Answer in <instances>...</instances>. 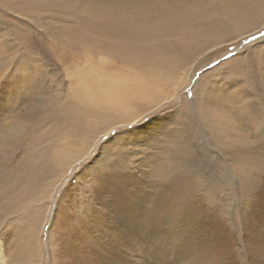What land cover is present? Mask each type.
Returning <instances> with one entry per match:
<instances>
[{
  "label": "rangeland",
  "instance_id": "obj_1",
  "mask_svg": "<svg viewBox=\"0 0 264 264\" xmlns=\"http://www.w3.org/2000/svg\"><path fill=\"white\" fill-rule=\"evenodd\" d=\"M198 1L0 0V264L66 263L64 209L72 222L87 215L105 171L140 179L139 207L151 216L139 219L137 231L149 264H199L209 244L217 246L214 264H264V240L249 237L264 178L258 4L201 1L187 33L164 42L148 32L131 39L118 32ZM103 22L105 34L92 30ZM85 31L89 42L75 44V33ZM188 43L198 51L179 66L174 54ZM208 86L240 95L204 115L198 110ZM220 113L233 120H219ZM163 185L187 188L182 206L189 215L178 230L189 229L180 245L185 263L168 240L179 234L164 211L157 216L145 206Z\"/></svg>",
  "mask_w": 264,
  "mask_h": 264
},
{
  "label": "bare ground",
  "instance_id": "obj_2",
  "mask_svg": "<svg viewBox=\"0 0 264 264\" xmlns=\"http://www.w3.org/2000/svg\"><path fill=\"white\" fill-rule=\"evenodd\" d=\"M201 1L203 2V5L205 6V1H209V0H205V1L200 0L198 2H194L193 4L188 5V7L182 6L179 8H173V9L167 11V14L164 15L163 17H161V15H159L157 17V19L154 21L152 19L151 21H149V20L144 21V22H141L140 24L126 23L123 25L125 31H118V32H124L126 34V36L129 37V39L134 38V37L143 36L147 32L151 33L153 36H155L154 38L159 39L158 41L161 40V42L162 41L164 42L165 41L164 39H167L169 36H172L175 34H178L179 37L177 36V38H180L182 35L187 33V31H186L187 30L186 26L188 25L187 22L191 21L197 15V11L200 12V9H201L200 2ZM212 1H214V0H212ZM226 1H227L228 5H231L234 2L233 0H226ZM250 1L254 5L258 4L255 7V10L259 11V13H261L263 15L264 14V7L262 8V6L259 4L260 0H250ZM195 8H197L198 10L196 11ZM245 20H247V19H245ZM205 23H207V22H205ZM203 25H205V24H203ZM105 27H106V24H104V22L99 23L98 25L93 24L92 30L98 31L101 34H105L107 32V31H103V30H105ZM206 30H207V28H206ZM200 31H201V29H200ZM206 32H208V31H206ZM200 33H202V32H200ZM89 34H90V31L79 32V33L76 32L75 36L73 35L74 36L73 42L75 44L80 43V45H86V42H89ZM217 34H214V35H217ZM204 35H202V36H204ZM122 39H123V37H122ZM176 39H174V40H176ZM127 41H129V40H127ZM74 43H73V47H74ZM188 44H190L188 47L185 46L186 47L185 49H183V50L181 49L174 54L175 55V63H177V65H179V66L180 65H186L185 62L187 61L186 58H187L188 54L198 51L197 45H193L192 43H188ZM185 45H187V44H185ZM95 47H97V46L95 45ZM167 47L169 48L170 51L173 50L172 46L170 44H167ZM105 48H108L107 45L105 46ZM109 48H112V47H109ZM114 48H115V45H114ZM177 48H178V46H177ZM203 49H205V47ZM113 53H114V50H113ZM141 53H142V51H140V54ZM133 54H134V52H132L130 55H133ZM143 54H144V52H143ZM257 54L259 56L263 57L264 56V50L260 49L257 52ZM142 60H144V59H142ZM142 62H144V61H142ZM262 67L260 69L263 71V75H264V70H263L264 64ZM236 73H237V71H235L234 74H233V71H231V72H228V75L233 74V77H234V76H237ZM229 80H230V78H229ZM109 92L111 93L113 91L110 90ZM237 92L238 91H236V93L232 92L229 95L226 94L227 96L225 97V95L223 96L222 91L220 89H217V86H212L211 88L209 87V90L205 93V95L202 99V102H204L205 107L203 104L204 108L201 106L202 108L198 111H201V113H204V115H208L209 113H214V110L216 109V105L217 106H218V104L220 105L221 101L230 102L232 100V102L230 104H235V103H233L234 97H237L240 95V94L238 95ZM244 95H245V93H244ZM123 97H124V95H122V93H121L120 100H123ZM114 100H115V98H114ZM123 102H124V100H123ZM209 103L211 105H209ZM230 104L228 103V106ZM197 109H199V108L197 107ZM222 110H223V108H222ZM220 114L221 115L219 117L217 115L218 119L221 118V119L225 120V118H227L228 120H233L232 117H230V116H227L223 113H220ZM260 176H262V175H260ZM253 178H255V177L253 176ZM98 179L99 180L96 182L97 185L95 188V195L92 198V202H90L91 205H89L90 208L87 211H86V209L84 210L87 213V215L82 216L81 219H78V220L76 218H74L73 222H72L73 213H72V215H70L71 214L70 209H67V210L64 209V212L62 211L63 212L62 215L63 216L66 215L65 220L70 223V231H69L70 241L68 243H70V245H71V248H68L69 246L68 247L66 246L68 250L66 248L64 249V247L62 245L66 244L67 242H64L61 240L62 241L61 246H62V249H64L63 254H66L69 256L68 261L66 263H63V264H149L147 260L150 257L147 260L144 258V256L147 257V253H146L147 251L146 252L143 251V242H142V240H140V238H139L140 234H138V231H137V226L140 225L139 219L144 217L146 219V221L148 222V219L151 216L150 215L149 217H146L147 214H146L145 209L141 210V208H140L141 206L139 207L140 204H144V203L140 202V197H141L140 187H142V185L139 187V183H140L139 180L140 179L138 180V178L136 179L135 177L130 178L126 174V172L125 173H121V172L120 173L119 172L118 173H112V172H108V171L103 172V174H101L100 178H98ZM166 180H167V178H166ZM172 186H174V185H172ZM152 188H154V187H152ZM183 188H184L183 185H178L176 187L174 186V188L172 190H167L165 185L160 186L157 188L156 194L154 195L155 199H154L153 205H149V203L147 202V203H145V206L148 207L149 211L151 210L150 212L154 211L157 214V216L162 211H164L165 218L171 224L170 228L172 229V232L179 234V238L174 236L172 238H169L168 240L170 241V243L172 245L177 246V248L175 249V250H177L175 255L178 252H181L178 255L177 259H179L180 262L185 263L186 248L181 247L180 245H182V243L185 242V238H184L183 234L187 236V231L189 229L188 228L186 230L182 229V232H178V230L180 229L179 227L181 226L180 225L181 222L187 218V215H189V207H187V209H184L183 208L184 206H182V204L184 202L183 197L185 196L184 189H187V188H184V189ZM258 192H260V194L254 200L253 209H252V213H253L252 228H253V231H251V233L253 234V236L251 234L250 235L248 234L249 237L251 236L252 239H254V241L251 243H255L257 241L260 242L261 241L260 238H262V240H264V219L259 220V219L264 217V178H263V182L261 184V188ZM61 193L62 192H60V195H61ZM151 195H152V193H151ZM59 198H60V196H59ZM152 198H153V196H152ZM133 200H134V202H137L136 205H134V203L132 202ZM185 205H186V203H185ZM57 209H59V208H57ZM55 216L57 218L60 217V219H61V214L59 212H56ZM152 217H153V214H152ZM153 219H156V218L153 217ZM52 222H56V221L53 219ZM150 223H152V221ZM165 224H166V220H165ZM64 227H66V226H64ZM157 232H160V231H157ZM150 239H152V238L150 237ZM211 241H213V239ZM259 242H257V243H259ZM217 244H218V241H217ZM159 247H161V246H159ZM166 248L169 249L168 247H166ZM216 248H217V246H215V244H209L207 251L201 250V252L204 253V255L201 257L202 261L199 264H214V259L216 257V251H217ZM157 250L155 252H157ZM172 252H174V250ZM150 255H152V254H150ZM152 256L154 257V255H152ZM173 257L174 256H172V257L168 256V260L170 261V259H173ZM254 264H262V263L257 258L255 260Z\"/></svg>",
  "mask_w": 264,
  "mask_h": 264
},
{
  "label": "snow or ice",
  "instance_id": "obj_3",
  "mask_svg": "<svg viewBox=\"0 0 264 264\" xmlns=\"http://www.w3.org/2000/svg\"><path fill=\"white\" fill-rule=\"evenodd\" d=\"M253 39H255V37H253Z\"/></svg>",
  "mask_w": 264,
  "mask_h": 264
}]
</instances>
